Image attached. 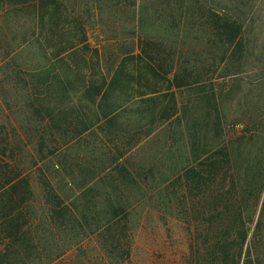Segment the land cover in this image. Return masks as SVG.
<instances>
[{
	"label": "trees",
	"instance_id": "trees-1",
	"mask_svg": "<svg viewBox=\"0 0 264 264\" xmlns=\"http://www.w3.org/2000/svg\"><path fill=\"white\" fill-rule=\"evenodd\" d=\"M168 1L165 27L177 46L182 18L176 21L178 3ZM231 1V12L207 9L203 30L220 37L222 62L244 58L241 32L255 15L243 14V0ZM25 7L33 9L30 33L13 46L0 35L12 132L0 137V264L22 263L24 233L39 216L51 229L77 230L78 222L87 235L104 231L118 247L117 227L130 215L166 221L160 240L149 228L160 264H264V137L246 128L255 117L230 120L215 80L193 82L180 50L163 61L158 44L142 45L143 38L139 53H126L105 75L62 0H0V24ZM45 25L67 37L58 49ZM32 46L29 67L17 57ZM176 90L186 93L184 102ZM163 124L167 131L153 137Z\"/></svg>",
	"mask_w": 264,
	"mask_h": 264
},
{
	"label": "rangeland",
	"instance_id": "rangeland-1",
	"mask_svg": "<svg viewBox=\"0 0 264 264\" xmlns=\"http://www.w3.org/2000/svg\"><path fill=\"white\" fill-rule=\"evenodd\" d=\"M62 1L72 16L79 20L78 25L84 28L87 44L93 53H97L96 57L105 75L110 76L114 73L118 61L126 53L140 52L139 38H143L142 45L145 43L155 46L157 43L154 51L163 61L170 60L171 50L175 49V53L180 50L184 56L186 69L192 74L193 82L204 80L205 76L209 77H206V80H215L213 88L217 90L222 113L229 115L231 120L236 114L249 112L255 117V125H247L246 128L254 129V137H264V0L240 2L244 6L243 14L255 13L250 25L244 27L241 32L249 50L244 53L243 59L235 56L227 62L220 60L222 45L220 37L216 36L217 33H210L211 29H207L210 39L207 36L203 37V30L209 26L207 9H212L218 14L223 11L231 12L228 3L231 0H172V3L174 1L178 3L174 18L176 21L182 18L178 21L181 25L178 33L184 39H178L181 45L177 46L169 42L171 33H167L165 27L170 21L168 15L171 8L168 0ZM33 23L31 7L16 9L0 24V35L4 36L8 43H12V46L16 45L21 41L23 33H30ZM58 28L63 29L62 26ZM49 29L50 26L45 25L44 32H48L49 43L58 49L62 42L65 43L63 39L67 37L62 36L58 29L53 30V34ZM227 38L222 37L223 41ZM34 55L33 46L27 47L17 59L26 61L30 67L35 61ZM152 56L155 58L154 54ZM208 62H212V65ZM1 69L3 71L0 72V129L1 127L3 129L0 130V137H12L9 112L7 111L8 114L5 112L9 101L8 71L4 66ZM261 80L262 85L258 84ZM175 93L178 96L182 95L179 101L186 100L184 91L176 90ZM242 121L247 122L243 118ZM171 124V129H175L178 122L174 120ZM163 125L160 127L164 128L157 131L153 137H161L160 134L167 131L168 126ZM231 131L228 125L226 134L234 137L235 131ZM240 131L236 132L242 136ZM163 222L166 221L155 222L142 219L138 215L128 216L117 227L120 230L117 232L120 235L117 236L120 246L115 247L107 243L109 237H105L104 231L87 235L80 230L78 222L75 224L77 230L71 225L66 230H57V225L51 229L49 222L39 216L31 225V229L24 233L28 248L22 250L25 252L20 256L21 264H160L161 261L155 259L154 252L159 251V241L151 242L152 229L149 228H157L154 229V233L157 240H160ZM33 243L36 244L33 246L34 249H31ZM103 244H107L105 247L109 248L105 249ZM72 247L75 250H72ZM57 249L63 253L59 254ZM16 259L18 258H15L13 264L16 263Z\"/></svg>",
	"mask_w": 264,
	"mask_h": 264
}]
</instances>
